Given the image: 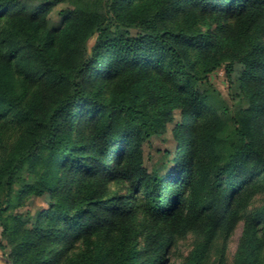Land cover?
<instances>
[{"label": "trees", "instance_id": "trees-1", "mask_svg": "<svg viewBox=\"0 0 264 264\" xmlns=\"http://www.w3.org/2000/svg\"><path fill=\"white\" fill-rule=\"evenodd\" d=\"M222 68L247 107L212 85ZM26 83L50 87L46 102ZM12 121L24 130L0 165L12 264H167L175 228L201 221L186 264H209L264 179V0H0V125ZM170 126L173 169L149 172L145 145ZM45 195L47 209L5 215ZM246 223L264 237V206ZM251 254L235 264H259Z\"/></svg>", "mask_w": 264, "mask_h": 264}, {"label": "rangeland", "instance_id": "rangeland-1", "mask_svg": "<svg viewBox=\"0 0 264 264\" xmlns=\"http://www.w3.org/2000/svg\"><path fill=\"white\" fill-rule=\"evenodd\" d=\"M35 2L38 0H29ZM65 8L64 4H59L50 13L48 27L52 29H60L63 25V18L59 12ZM214 22V21H213ZM237 21L234 20V26ZM134 32V31H133ZM95 43V38L89 42L91 48ZM212 85L221 93L222 97L228 102L231 110L235 107H247L248 102L241 96L237 95L236 85L238 82V74L235 76V83L230 87L225 69H219L210 76ZM25 89L27 97L30 98L32 104L41 105L46 102L51 88L44 84H22L20 87ZM176 122L179 120V113L175 114ZM173 126H170L165 134L155 135L145 145L144 148V166L149 172L158 170L162 174H166L173 169L172 159L176 150L177 143L172 136ZM24 137L23 128L16 122H6L0 125V165L7 155L17 148L18 143ZM31 168L24 171V177L28 178L31 174ZM260 187L253 192L250 199L246 202V209L243 211V217L234 225L233 228L223 227L213 237L208 253L209 264H235L236 258L242 247L251 246L253 248L252 258L256 257L259 264H264V237L255 241V237H251L250 230L247 229V220L260 208L264 206V179L260 182ZM112 190L117 192H125L123 186H112ZM3 200V197L1 198ZM50 197L24 198L21 205L11 207L5 215H23L32 216L37 212H41L49 207ZM141 217V216H140ZM185 218V217H184ZM135 224H140L141 228L149 226L148 221L144 217L136 219ZM207 224L204 221L187 224L182 228L176 227L174 232V243L170 248L167 264H186L191 253L198 244L204 243L207 239ZM149 228V227H148ZM248 232V237L246 233ZM245 240V241H244ZM250 240V241H248ZM11 247L3 237V228L0 226V264H12L9 260Z\"/></svg>", "mask_w": 264, "mask_h": 264}]
</instances>
